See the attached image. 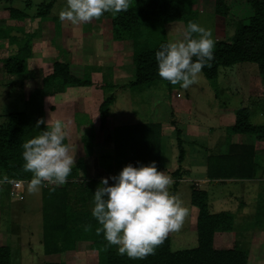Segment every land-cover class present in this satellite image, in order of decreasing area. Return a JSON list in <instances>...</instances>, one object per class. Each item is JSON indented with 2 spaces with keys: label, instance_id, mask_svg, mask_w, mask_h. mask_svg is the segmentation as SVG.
Returning a JSON list of instances; mask_svg holds the SVG:
<instances>
[{
  "label": "trees",
  "instance_id": "trees-1",
  "mask_svg": "<svg viewBox=\"0 0 264 264\" xmlns=\"http://www.w3.org/2000/svg\"><path fill=\"white\" fill-rule=\"evenodd\" d=\"M253 9L248 22L237 20L234 33L230 38L214 41L213 58L201 70L210 80L218 78L222 66H231L239 62H255L259 67V74L264 76V0H247ZM196 0H130L127 11H121L112 16V34L117 40H132L134 47L135 80L130 83L131 91H143L155 84H165L169 93L179 89L180 84H171L161 78L157 70L155 52L162 43L169 42L166 25L174 21H183L187 25L190 21L197 23V17L203 12L194 8ZM32 3L27 2L30 6ZM55 0L46 5L45 10H38L37 16L43 19L52 17L51 9ZM8 15L12 19H22L27 16L25 9L8 4ZM39 9V8H38ZM227 0H216L215 12L230 20ZM4 30L0 28V37ZM30 35L22 36L17 43L15 53L7 57L2 69L11 75L22 77L36 76L35 69H29L28 58L31 55ZM56 59L53 62V72L42 77V83L36 87L24 100L23 110L9 113L6 123L0 124V176L3 178L32 179V172L23 167V143L38 134L34 126L37 120L44 118V98L52 91L65 89L68 86H89L92 81V70L82 69V74L76 71L74 65L67 59ZM195 59V57L193 58ZM88 66V65H87ZM1 68V67H0ZM38 75V74H37ZM22 81V80H21ZM113 88L114 84L106 80ZM115 101L114 93L104 97L99 107L100 128L103 129L109 115L110 106ZM251 108L248 106L236 109L235 122L228 126V134L244 133L253 135L257 140H264V124H256L250 120ZM46 127L40 125V130ZM87 137L84 135V138ZM176 143L179 147L178 167L168 171L178 178L183 175L182 162L187 154L184 135L178 130ZM114 153L110 156L114 161V171H119L128 163L134 166L138 162L148 164L156 162L157 169H165L162 164V130L159 122H141L120 125L114 131ZM67 144L66 139L64 141ZM230 146L223 153H209L206 156L207 177L210 179H252L255 175L257 161L254 146H242L240 150H233ZM81 163L72 167L67 179L74 177L80 170ZM77 183V181H73ZM99 180L85 178L79 181L86 196H89L93 207V194ZM110 183V182H109ZM179 181L176 180L177 186ZM77 194V193H76ZM79 194V193H78ZM208 191L193 189L190 202L197 207V245L185 249H173L171 238L165 236L162 243L155 246L153 252L142 258H130L127 254L118 252L117 245L110 244L104 237L103 231L95 217L92 207L86 203L72 205L69 196L68 211L63 213L58 209L57 215L49 218L45 216V251L58 252L70 249L76 239L70 236L85 235L90 241V247L98 251L99 264H248V251L240 247H222L215 244L217 232L233 229L234 216L231 212L213 213L209 209ZM79 207V208H78ZM88 226V227H86ZM0 264H11V248L0 245ZM45 264H65L64 262H46Z\"/></svg>",
  "mask_w": 264,
  "mask_h": 264
},
{
  "label": "rangeland",
  "instance_id": "rangeland-1",
  "mask_svg": "<svg viewBox=\"0 0 264 264\" xmlns=\"http://www.w3.org/2000/svg\"><path fill=\"white\" fill-rule=\"evenodd\" d=\"M50 1L52 0H9L13 5L25 9L29 14H34L38 10H45L46 5ZM27 2H31L32 4L28 6ZM215 2L216 0H196L194 8L204 12L212 11L213 14H217L215 12ZM227 2L230 7L229 10L232 14L231 16H233L232 19H235L236 21L230 20L219 14H217L216 17L217 23H215L214 18L211 15L205 13H199L197 17V23L210 30L213 41L230 38L234 33L237 20L241 19V21L247 23L249 16L253 14V9L247 0H227ZM65 6V0H55L54 7L51 9L52 17L50 18L49 16V18L46 19L40 17V20H43V22L40 21L41 24H45L42 28L48 33V37L50 33L53 34V31L55 32V34H53L54 37L58 36L62 39V36L65 35V31L62 28L63 23L58 15L59 10ZM7 7L8 4L7 6L0 4V10L5 9V11L8 12V9H6ZM109 15L110 12H105L99 18H93L87 22L76 23L75 25L78 26V32L70 35V37H74L75 39L69 38L68 36L69 40L65 43V46L71 51L70 53L64 51L60 38H48L47 41L50 43L47 44L41 52H43V55L46 58H50V56L55 59L69 57L79 75L82 74V69H87L85 67H88V70L91 69L92 71L96 70V72H100L104 77L103 80H99L101 86H104V83H106L105 80L108 81L109 79L110 81H113L112 76L113 71L115 70V80L118 93L120 91L121 95L124 96L123 100L125 101L123 102L125 104L120 108L119 113L121 114L122 119L126 120L128 117H139L141 110L147 108V103L150 102V100L156 101L159 98L157 96H166V92L169 93V89L165 84L157 83L150 88H146L143 91L141 90V92L135 91L136 93L132 94L129 86L130 83L135 80L136 73L132 40L125 39L127 41L122 42L120 47L114 48L112 45L114 40L111 23L112 16ZM38 20L39 16L35 18L31 29H34V27L37 26ZM24 21V23L29 26V19L25 18ZM45 21L46 23H44ZM68 23L72 22L68 21ZM174 24L175 30L172 31L171 35H175V39L179 42L184 39L186 25L183 21H176ZM169 27L172 29L173 26L171 27V24H169ZM58 31L61 32L59 33ZM80 40L81 44L79 42ZM83 44L88 52H92L95 49L103 51V54L99 53L101 54L100 58H97L95 55L93 56V65L87 64V66L86 64L79 62L83 60L82 52L85 51V49L80 48ZM96 45L99 47L97 48ZM113 48L114 52H110ZM2 66L3 63H0V76H5V73L10 76L8 79L5 78L4 82L8 84H10V82L12 83V81L20 83L21 80H23L22 77L20 78L16 75H11L3 70ZM35 71L38 75L41 74L43 77V69L36 68ZM252 77L254 78L252 79ZM18 83L16 85H18ZM18 88L19 86H15V89ZM104 91L106 97L114 90L112 91L111 87L106 85ZM182 91L190 95L194 104V110L190 122L196 127L200 126L202 129L205 128V133L211 134L207 138H202V136L199 138H192L193 133H189L191 130V127H189L190 129H188V133L184 134L187 143H184V146L182 147H186L187 154L182 162V166L183 171H185L184 166L189 167L190 171H186L178 178L172 176L171 173L168 172L176 169L179 165L178 157L180 150L176 143V135L174 138L166 137L162 142V159L164 165L167 166V171L164 174L171 180V184L168 186L169 192L178 196L182 201L183 207L186 209V213L179 228L169 231L167 234V236L171 238V247L175 250L191 248L193 244L196 243L195 229L197 226L198 209L190 202V194L193 189H206L209 195L208 203L211 212H231L234 216L233 229L230 231L217 232L215 236V244L222 247H240L245 249L248 251L249 264H264V140L257 141L253 135L249 134L250 138H245L247 139V145L245 146L253 145L252 142L257 146L256 150L254 149L257 161L255 168L257 175H254L252 179L211 180L210 183L207 181L208 177L204 178L205 176L201 175L203 171H207L206 156L209 153L227 150L229 147V145L225 146L221 144V149H219L221 141H225L228 137V143H236L232 140L233 134H231V136L228 134V125L231 126L234 124L237 108L244 106L250 107L252 111L250 120L256 124H264V76L259 74L257 63L249 61L239 62L231 66H222L219 70L218 78L215 80L207 79L201 71L198 74L197 80L188 88L182 87ZM155 93L158 94L155 96ZM13 94L14 95L10 97L9 100L13 101V103H6L4 106V112H13L23 109L20 107L23 103H20V101L18 102V100L25 98V89H23L19 95L17 92H13ZM18 97L21 99H18ZM130 98L132 101H130ZM225 101L227 106L225 109L227 110H221ZM80 106L79 108H81ZM133 110H135L134 115H132V113H134ZM170 112L171 110L169 113ZM231 113H233V116L230 115ZM77 114L80 116L79 111ZM221 115L227 119L228 116H230L231 119L222 122ZM43 119L46 121L45 112ZM4 120L5 119H3V121ZM178 121L182 124L188 123L186 117L183 115H181ZM223 125H226V127ZM210 130L212 132H210ZM202 132L200 130L201 135H205ZM194 133L199 132L195 131ZM87 137L90 138L89 135ZM208 179L210 180V178ZM176 180L179 181L177 186L175 185ZM28 198L29 197H27L26 200ZM22 202L16 203L21 204ZM30 217L33 219L29 220ZM30 217L28 219L30 224H26V227H28L27 229L31 232H34L33 241H30V244H26L27 241L25 238L30 235V232L23 236L24 239L18 240L14 246L15 259L20 255L19 251L26 246L30 247L32 251L28 257V262L30 263L31 261L32 264H41L45 256H43L41 252V246L35 241L37 240L36 229L38 226L41 227V222L34 216ZM13 218H17V216L8 211L6 212V216H3L5 221L4 226L9 227L10 231L13 227ZM20 218L22 219L21 215H19V219L17 218L19 222L22 221ZM24 222L26 223L27 221ZM89 245L90 242L85 245L81 244L80 247L84 250L85 248L88 249L90 247ZM21 256L23 260L27 257L24 256V254H21ZM59 256L62 258L61 255ZM75 259V256L71 257L70 263H67L77 264ZM88 264H99L97 257L94 256Z\"/></svg>",
  "mask_w": 264,
  "mask_h": 264
},
{
  "label": "crops",
  "instance_id": "crops-1",
  "mask_svg": "<svg viewBox=\"0 0 264 264\" xmlns=\"http://www.w3.org/2000/svg\"><path fill=\"white\" fill-rule=\"evenodd\" d=\"M0 4H4L7 6V4H12V2H9V0H0ZM16 7L18 8V6ZM25 12L27 13V16L22 18L23 19L22 20V19L9 18V15L5 11V9L0 10V28L4 30L2 32L3 36L0 37V63H3L7 57H9L11 54L16 52L18 47L17 43L18 41L21 40L22 36L24 37L26 35H30L29 37L31 39V55L28 58L29 69L41 68L44 70L43 76H47L53 72V62L56 59L53 58L52 56H50V58H46L43 55V52L41 51L47 46V44L50 43L47 41L48 38L59 39L60 37L58 36L54 37L53 36V34H55L54 31L53 34L50 33L48 37V33L44 31V29L42 28V26L45 24L43 23L41 24L43 20L42 19L40 20V16L38 20L39 22L37 21L38 23L37 26L34 27V29H31L33 26V22L37 17L36 12L34 14H29L26 10ZM201 12L207 15H211L214 18L215 23H217V18H216L217 14H213L212 11H206V12L201 11ZM25 18L29 19L30 22L29 26L26 23H24ZM12 20H16V21H12ZM174 22L169 23L171 24V27L173 26L172 29H170L169 24H167L165 28L169 41L178 42L175 39V35H171L172 31L175 30ZM44 23H46V21ZM62 23H63L62 28L65 31V35L62 36V39L60 38L61 44L64 51L66 53L67 52L70 53L71 51H69V48L65 46V43L68 42L69 38L72 39L74 38V37H70V35L72 33L76 34L78 32V26L72 23H68V20H64L62 21ZM58 32L60 33L61 31ZM125 41L127 40L114 39L112 45L114 46V48L120 47V44ZM79 42L81 44V40ZM96 47L98 48L99 46L96 45ZM80 48L85 49V51L82 52L83 60L79 62H82L86 65L94 64L93 62L94 55L97 56V58H100V55L103 54L102 53L103 51L100 50L98 51L97 49H95L92 52L86 51L87 49L86 47H84V44L81 45ZM114 48L110 50V52L111 51L114 52ZM67 59L70 61L69 57ZM64 60L66 59L64 58ZM70 62L73 63L72 61ZM0 72H1V68H0ZM2 72L5 73L4 71ZM115 76L116 75L114 70L112 76L113 81H110L108 79V81L112 82L115 85L112 88V91L114 90L113 93H114L115 101L110 106L109 115L107 116L106 124L103 129L100 128L99 107L105 97L104 87L108 84L104 83V86H101L99 84V80L104 79L103 75L100 72H96V70L92 71L93 83L89 86H68L62 90L52 91L45 96L44 112H45L46 121L51 119L50 123H54L56 120H60L61 122H63L66 130V138H65L67 142L66 145L69 148L70 155L75 159V163L73 164L72 167L76 166L78 163L81 162L82 164L80 170L78 171V174L77 175L75 174L74 177L73 176L70 177V179H66V182L61 185L50 183L49 181H43L42 184L39 185L36 189L30 191L29 182L31 180H27L23 178H13V180L23 181L22 186L17 188L18 194L23 195V198L11 194L13 187L12 182L6 184H0V245H6L11 248V264H32L31 261L30 263L28 262L29 260L28 257L32 252L30 247L25 246L24 249L19 251L20 255L16 257V259H15V247H14L16 242L18 240L24 239L23 236L28 232H30V235H28L25 238V240L27 241L26 244L27 243L30 244V241H33L34 232H31L30 230L27 229L28 227H26V224H30V221L28 222L30 216H34L35 218H38L39 221L41 222L40 224L41 227L38 226L36 229L37 240H35L41 246V252L43 256H45L41 264H45L46 262H60V261H63L66 264H68L67 262L70 263V258L74 256L76 257L75 261L77 262V264H88L89 262H91L94 256L97 257V261H98L97 250L92 249L91 247H89L88 249L85 248L83 250L80 247L81 244L85 245L86 243L90 242L88 239H86L85 235L83 234H76L70 236V239H76L75 243L70 249L47 253L45 251V216L46 214H49V218L56 216L58 209L63 213L68 211L70 206L67 204V196H69L72 205H77V206L82 205L83 208L86 206V203L88 202L91 205L92 200L89 199V196H86V191H84L79 181L82 182L85 178H88V179L99 180L98 183H100L101 178L103 177L110 178L115 174L114 161L113 159L110 158V156L113 155L114 153V146H115L114 131L117 126L141 123V122H159L161 124V130H162V142L166 137L174 138L178 130L183 135L188 133L189 131L188 129H190L189 127H191L189 133H193L192 138H199L201 136L202 138L203 137L207 138L210 136L211 133L209 134L205 133L206 130L205 128L202 129L200 126L196 127L190 122L191 115L193 114V110H194V104L192 99L190 98V95L182 91L181 86L173 93L166 92L167 94L166 96L163 97L157 96L159 98L156 101L150 100V102L147 103V108L141 110V114L139 117L135 116V117H128L126 118V120L122 119L119 110L122 106H124L125 103L123 102L125 101L123 100L124 96L121 95L120 91L118 93ZM8 77L10 76L6 73L5 76L3 75L0 76L1 79L0 80V124L6 123L9 113H11V112H4V106L6 105V103L7 104L13 103V101H9L10 97L14 95L13 92H17L19 95L21 94L23 89H25V98H23L22 100H18V102L20 101V103H23L24 100H26L29 97L30 93L36 87H39L42 83L41 74L36 75L34 77H26L20 83L11 80L12 83L10 82V84L4 82L5 81L4 79L5 78L8 79ZM253 78L254 77H252V79ZM17 83L18 85H16ZM15 86H19V88L15 89ZM131 92L132 94L136 93L133 91ZM157 94L158 93H155L154 95L156 96ZM18 99L21 98L18 97ZM130 101H132L131 98ZM80 102H81V106H80ZM23 104L20 106L21 108L24 107ZM79 106L82 109L79 108ZM226 107L227 106L225 101L223 106L221 107V110L223 109L227 110L225 109ZM143 108H144V104H143ZM170 110L171 112L169 113ZM78 111L80 112V116L77 114ZM133 112L134 113H132V115L135 114V110H133ZM181 115L186 117L188 123L182 124L180 121H178ZM230 115L233 116V113H231ZM221 116H222L221 118L222 122L231 119L230 116H228V119L223 115ZM3 119L5 120L3 121ZM223 126L226 127V125ZM200 130L201 132L203 131L202 133H204L205 135H201ZM195 131L199 133H194ZM210 132L212 131L210 130ZM84 135L86 136L89 135L90 138L88 137L84 138ZM249 135L244 133L233 134L232 140L233 142L236 143H228L227 142L228 137H227L225 141L224 140L223 142L221 141L219 149H221V144H223L225 146L229 145V147L234 146L233 150L234 149L240 150L242 146L247 145L246 142L247 139L245 138H250ZM252 144L255 146L254 149L256 150L257 148L256 144L253 142ZM221 151H216L215 153H223L226 150H221ZM162 157H163V148H162ZM162 164L165 169H162L160 171H164V173H166L167 166L164 165L163 159H162ZM184 168H185V172L190 171L189 167L184 166ZM201 175H204L205 176L204 178H206L207 171H203ZM255 175H257L256 171H255ZM0 179H3V177L0 176ZM211 180L219 181L223 179L209 180L207 178L208 182H210ZM73 181H77V183H74ZM109 182L113 183L111 179H109ZM27 197L29 198L26 200ZM16 202H22V203L17 204ZM7 211L9 213L12 212L13 215L17 216L18 219H19V215L22 216V219L20 218V220H22L21 222H19L17 218H13L14 221L11 231L9 227L4 226L5 221L3 219V216H6ZM32 219L33 218L30 217L29 220ZM24 221L27 222L25 223ZM195 238H196L195 244L197 245L198 242L197 226L195 229ZM195 244H193L192 247H194ZM21 254H24V256L27 257L24 258L23 260ZM59 255H61L62 258H60Z\"/></svg>",
  "mask_w": 264,
  "mask_h": 264
},
{
  "label": "clouds",
  "instance_id": "clouds-1",
  "mask_svg": "<svg viewBox=\"0 0 264 264\" xmlns=\"http://www.w3.org/2000/svg\"><path fill=\"white\" fill-rule=\"evenodd\" d=\"M129 4L130 0H65L66 6L58 15L61 21L76 24L99 18L105 12L127 11ZM213 47L210 30L190 21L184 39L162 43L155 52L159 76L188 88L213 58ZM50 121L37 120L34 128L39 130L38 134L22 145L23 167L33 174L30 191L43 181L65 183L75 163L64 143L63 122ZM41 124L46 125L43 130ZM170 184V178L157 169L155 161L138 162L135 166L128 163L118 174L101 178L91 210L101 225L97 231H103L105 239L130 258H142L153 252L169 231L179 228L186 213L178 196L169 192Z\"/></svg>",
  "mask_w": 264,
  "mask_h": 264
},
{
  "label": "built area",
  "instance_id": "built-area-1",
  "mask_svg": "<svg viewBox=\"0 0 264 264\" xmlns=\"http://www.w3.org/2000/svg\"><path fill=\"white\" fill-rule=\"evenodd\" d=\"M9 182L13 183L11 194L12 195H17L20 198H23V195H19L18 192H17V188L22 186L23 181L22 180H13V179L11 180V179H8V178L0 179V184H6V183H9Z\"/></svg>",
  "mask_w": 264,
  "mask_h": 264
}]
</instances>
